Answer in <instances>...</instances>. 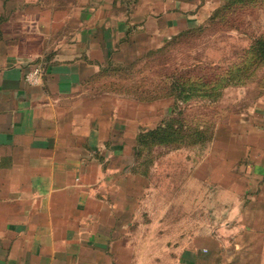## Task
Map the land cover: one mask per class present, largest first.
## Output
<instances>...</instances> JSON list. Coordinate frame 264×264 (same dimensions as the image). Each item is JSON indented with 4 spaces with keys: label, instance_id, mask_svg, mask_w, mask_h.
<instances>
[{
    "label": "crops",
    "instance_id": "crops-1",
    "mask_svg": "<svg viewBox=\"0 0 264 264\" xmlns=\"http://www.w3.org/2000/svg\"><path fill=\"white\" fill-rule=\"evenodd\" d=\"M177 2L0 0V264H264V144L227 145L204 192L188 167L169 204L158 185L127 191V115L112 108L127 98L95 80L181 33L164 32ZM263 116L248 132L264 137Z\"/></svg>",
    "mask_w": 264,
    "mask_h": 264
},
{
    "label": "rangeland",
    "instance_id": "rangeland-1",
    "mask_svg": "<svg viewBox=\"0 0 264 264\" xmlns=\"http://www.w3.org/2000/svg\"><path fill=\"white\" fill-rule=\"evenodd\" d=\"M180 7L177 10L184 18L177 22L174 15L179 14L166 15L165 21L175 19L171 22L175 25L167 23L164 32L169 35L177 31L179 24L185 36L174 35L178 38L171 46L146 57L142 47L139 63L140 59L131 66L133 60L127 56L125 65L113 63L112 70L95 80L97 93L111 92L127 98L123 104L111 105L117 116L127 115V145L132 146L127 148V160L135 162L127 191L139 192V185L146 182L150 193L158 185L165 204L171 203L173 193H184L188 169L197 180L196 192H204L203 176L218 173L217 162L225 155L222 151L227 145L254 142L259 148L264 144V137L248 132L255 123L251 112L264 104V60L252 53L256 40L264 37V0L251 5L235 4L234 0H181ZM216 11L218 15L211 21ZM176 82L192 83L196 90L178 102L171 96ZM162 123H177L187 130L179 135L183 145L157 143L140 149V133ZM157 160L159 164L150 176L137 175L150 171Z\"/></svg>",
    "mask_w": 264,
    "mask_h": 264
},
{
    "label": "trees",
    "instance_id": "trees-1",
    "mask_svg": "<svg viewBox=\"0 0 264 264\" xmlns=\"http://www.w3.org/2000/svg\"><path fill=\"white\" fill-rule=\"evenodd\" d=\"M235 4L237 3H246L248 5L251 4H255L260 0H234ZM230 7V6H229ZM228 8V7H227ZM222 9H225L224 6L222 7ZM220 11V10H219ZM215 15H218V11H216L212 16H211V21L214 20V18H216ZM185 36L186 33H180L179 36ZM178 37H173L171 38V40H169L162 48L157 49V50H149L150 52L147 53L146 55H144L145 57L148 54H151V52H155V53H159L162 49L171 46V44L174 42V40H176ZM253 55L255 56V58L257 57V59L259 60H264V37H262L259 40H256V44L253 45ZM140 59V60H139ZM143 59V56L137 59H134L131 63V66L136 65V62L138 61V63ZM256 59V60H257ZM182 85V86H181ZM179 84V82H176L175 84L173 83V87H171V92L172 95L174 96L175 100L178 101L180 98H188L191 94H193V91L196 90V88L194 87V85L191 83H188L187 85L185 84ZM198 86V84H197ZM201 87H205L206 85H200ZM176 89V91H174ZM179 89H181L179 91ZM143 94V92H142ZM155 100V98H152ZM142 101V99H139ZM147 100V99H146ZM179 102V101H178ZM183 127H181V125H178L177 123H173V124H160L157 127L153 128V129H149V130H145L143 132L140 133V137H139V143L138 145L140 146V149L142 148H147V147H151L153 145H156L157 143H168V142H172L176 144H172L175 146H180L183 145L180 142L182 137H179L180 134L182 133H186V129H182ZM195 132V131H193ZM202 132V131H199ZM182 136V135H181ZM153 139H155V143L151 142L153 141ZM190 145V144H189Z\"/></svg>",
    "mask_w": 264,
    "mask_h": 264
},
{
    "label": "built area",
    "instance_id": "built-area-1",
    "mask_svg": "<svg viewBox=\"0 0 264 264\" xmlns=\"http://www.w3.org/2000/svg\"><path fill=\"white\" fill-rule=\"evenodd\" d=\"M45 68L42 63H37L26 73V81L31 85H39L44 80Z\"/></svg>",
    "mask_w": 264,
    "mask_h": 264
}]
</instances>
